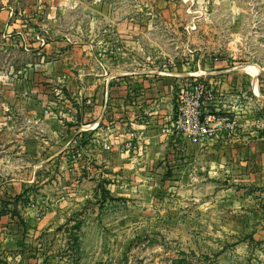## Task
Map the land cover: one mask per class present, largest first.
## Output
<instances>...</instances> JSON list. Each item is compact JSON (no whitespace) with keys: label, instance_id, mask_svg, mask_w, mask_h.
<instances>
[{"label":"rangeland","instance_id":"1","mask_svg":"<svg viewBox=\"0 0 264 264\" xmlns=\"http://www.w3.org/2000/svg\"><path fill=\"white\" fill-rule=\"evenodd\" d=\"M101 1L58 18L25 3L17 29L40 45L56 41L68 79L26 66L44 53L0 51V264H264V171L239 144L264 133V0ZM121 50L130 71L160 89L161 110L172 106L163 161L131 162L129 145L121 157L89 132L76 135L82 71L99 62L107 71ZM194 81L212 88L211 111L226 102L216 116L236 119L202 143L172 129Z\"/></svg>","mask_w":264,"mask_h":264},{"label":"crops","instance_id":"2","mask_svg":"<svg viewBox=\"0 0 264 264\" xmlns=\"http://www.w3.org/2000/svg\"><path fill=\"white\" fill-rule=\"evenodd\" d=\"M26 2H32L37 8L53 9L57 18L59 17L58 12L72 8L73 4L78 5L80 3L86 10L95 12L105 5L104 2L101 0H0L1 54L11 55L17 53L18 49L28 57L31 53L34 55V52H39L40 55L44 53L41 63H29L26 66L28 68L34 67V71L40 69L51 77L68 79L63 68L65 63L62 61L61 49L51 47L57 44L56 41L50 42L47 39L45 43L40 45L35 41L34 36L30 40L28 38L30 35H24L17 29L19 19L24 17L26 19ZM27 17L29 18V16ZM122 37L126 38V35H122ZM113 50L117 51L115 48ZM80 52L84 59H87L86 48L83 47ZM50 56L53 58L51 59ZM117 57L119 59H114V62H107V71L105 70L106 65H103L105 62H99V66H95L93 73L86 70L82 71L81 78H79L81 82L80 91L77 93V97L73 99L75 105L71 109V118H74L75 123H78V126L75 127L76 135L81 134L83 136L84 132H89L92 136L98 137L97 142L101 140L114 145L111 151L117 150L119 154H122L121 157L127 156L128 151L126 149L129 145L134 154L130 156L131 162H139L149 154H159L157 160L170 144V137L164 135L163 130L169 126L172 106L169 104L165 106L166 109L161 110L164 106L162 105L164 99L159 94L160 89H152L147 86L146 81L140 77L142 76L141 71H130L132 63L126 50H121ZM102 65L105 66L104 69H102ZM120 67H122L121 70ZM10 69L13 70V66ZM114 69L116 70L114 71ZM219 73L224 72L210 73L209 76H215ZM235 88L241 96L246 95L247 92L244 91L245 88L242 83L236 82ZM222 89L226 92H232L231 88L225 85H222ZM250 90H253L252 84ZM250 90L247 89L248 92ZM223 103L226 104L225 101ZM224 104L221 102L219 107H225ZM249 117L251 116H241V120L245 121ZM103 127L106 132L101 131ZM249 132L252 136L257 135L251 129ZM262 134L263 136L253 138L246 144L243 142H239V144L246 145L245 152L252 167L264 171V133ZM122 143L127 144L119 146ZM164 146L166 147L164 148ZM161 160H165V157L162 156ZM117 161L111 158L108 160V164L112 162L111 165L116 167L118 166L115 164ZM119 164V168H122L127 167L128 163Z\"/></svg>","mask_w":264,"mask_h":264},{"label":"built area","instance_id":"3","mask_svg":"<svg viewBox=\"0 0 264 264\" xmlns=\"http://www.w3.org/2000/svg\"><path fill=\"white\" fill-rule=\"evenodd\" d=\"M212 92L209 83H198L197 81H194L189 91L180 92L175 120L172 124V129L177 136L186 141L202 143L215 138L219 127L234 129L235 118L219 117L216 116L218 109H214V112L210 110L211 103L214 102Z\"/></svg>","mask_w":264,"mask_h":264}]
</instances>
